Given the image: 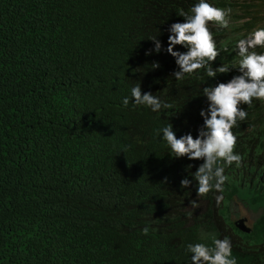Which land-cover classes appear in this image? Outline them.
<instances>
[{
	"label": "trees",
	"instance_id": "trees-1",
	"mask_svg": "<svg viewBox=\"0 0 264 264\" xmlns=\"http://www.w3.org/2000/svg\"><path fill=\"white\" fill-rule=\"evenodd\" d=\"M194 3L0 0V139L13 124L22 144L8 150L0 140V264H189L184 245L224 235L238 264H264V103L243 105L247 120L233 129L243 163L226 170L219 207L212 193L199 201L194 184L180 187L203 161L173 158L156 134L171 123L177 138H195L203 88L239 74L200 70L177 81L171 55H146L153 36L167 47L168 27ZM209 3L232 9L229 29L210 26L220 49L213 67L230 65L236 41L264 27V0ZM30 63L26 78L1 76ZM57 68L60 87L42 89ZM101 75V97L90 96ZM138 83L172 108H124ZM237 201L253 214L249 232L234 225Z\"/></svg>",
	"mask_w": 264,
	"mask_h": 264
},
{
	"label": "clouds",
	"instance_id": "clouds-1",
	"mask_svg": "<svg viewBox=\"0 0 264 264\" xmlns=\"http://www.w3.org/2000/svg\"><path fill=\"white\" fill-rule=\"evenodd\" d=\"M231 13L232 9L215 7L209 3V0H196L188 11H180L179 16L183 17V22H175L168 27L167 47L164 48L157 36H153L150 40L153 41L154 48L146 52V55H151L153 51L159 54L163 50L171 55L178 69L171 76L177 81L184 80L192 74H198L200 70H203L204 75L211 79H215L218 74H227L233 69L239 73L227 82L203 88L201 95L206 98L207 107L199 112L203 124L199 127L195 138L191 132L177 138L171 123L156 130L160 141L167 146L168 153L173 158L186 157L188 160L203 161L195 172L189 173L191 179L185 177L180 181V187L187 189L194 184L199 201L212 193L217 207L223 203L225 185L230 182L226 170L242 167L243 157L235 151L238 137L233 129L238 127L240 122L247 120L248 112L243 105L251 106L254 100L264 103V52L255 51L257 48L264 49V27H258L248 33L245 38L236 41L232 50L237 57L234 63L213 67V63L220 55V49L217 47L210 26L217 29H229ZM246 19L247 17H243L240 21ZM177 45L185 51L174 50ZM152 65L153 68L160 67L158 62ZM34 66L35 63H30L25 71H9L1 76L11 84L12 79L29 76ZM79 69L77 67L73 72ZM57 71L58 68L48 80L47 86L41 87L42 89L50 88L56 91L60 87L61 79ZM102 77L103 75L90 85V96L101 97L97 89ZM68 78L71 79V75ZM72 88L73 86L64 93V98L69 96ZM19 102L20 100L16 104L18 105ZM121 103L124 108L131 103L134 107L143 106L158 114L162 110L172 108L171 104L159 96L151 92L142 93L140 83L131 87L130 97L125 96ZM1 122L4 121L1 120ZM1 139L4 140L1 142L4 148L8 150L15 146L22 148V144H16L18 140L16 125L11 124ZM188 167L191 168L192 165ZM44 189L45 186L43 191ZM237 202V205L242 204ZM191 206L197 208L199 203L193 200ZM239 218H245V225L250 228L246 223L247 218L241 217L239 213L234 221ZM141 231L147 236L149 227L145 226ZM183 247L188 255L189 264H238L237 258L233 255V241L227 235L223 238L213 237L211 244L187 243Z\"/></svg>",
	"mask_w": 264,
	"mask_h": 264
},
{
	"label": "rangeland",
	"instance_id": "rangeland-1",
	"mask_svg": "<svg viewBox=\"0 0 264 264\" xmlns=\"http://www.w3.org/2000/svg\"><path fill=\"white\" fill-rule=\"evenodd\" d=\"M236 210H238V213H239V215L241 217L243 216V217H246L247 218V222L246 223H247V225L250 226L251 223H252V220H253V214L245 206H243L242 204H238ZM234 216L236 217L237 214H234Z\"/></svg>",
	"mask_w": 264,
	"mask_h": 264
},
{
	"label": "water",
	"instance_id": "water-1",
	"mask_svg": "<svg viewBox=\"0 0 264 264\" xmlns=\"http://www.w3.org/2000/svg\"><path fill=\"white\" fill-rule=\"evenodd\" d=\"M234 225L241 231L249 232L250 228L245 225V218H239L234 221Z\"/></svg>",
	"mask_w": 264,
	"mask_h": 264
}]
</instances>
